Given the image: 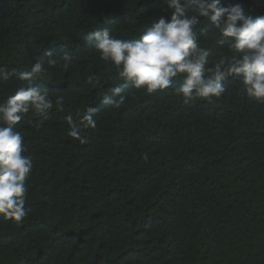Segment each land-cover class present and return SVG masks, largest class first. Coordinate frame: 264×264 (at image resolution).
I'll return each instance as SVG.
<instances>
[{"label":"trees","instance_id":"1","mask_svg":"<svg viewBox=\"0 0 264 264\" xmlns=\"http://www.w3.org/2000/svg\"><path fill=\"white\" fill-rule=\"evenodd\" d=\"M221 2L264 15V0ZM170 15L164 0H0V103L37 60L53 103L16 126L33 168L23 221L0 214V264H264V103L234 76L211 102L184 103L183 74L148 93L84 38L138 40ZM194 31L206 70L238 55L206 18Z\"/></svg>","mask_w":264,"mask_h":264},{"label":"clouds","instance_id":"2","mask_svg":"<svg viewBox=\"0 0 264 264\" xmlns=\"http://www.w3.org/2000/svg\"><path fill=\"white\" fill-rule=\"evenodd\" d=\"M164 3L171 10L170 18L160 17L138 40L116 39L107 27L90 32L84 38L94 45L103 60L120 68L119 76L125 82L144 88L148 93L169 89L174 78L183 74V81L175 91L182 95L184 103L197 98L211 102L213 97L225 92L222 82L234 76L242 78L251 98L264 103V15H247L241 4L226 6L221 0H164ZM190 12L194 14L189 15ZM199 17L206 18L218 30L222 37L218 45H228L238 55L206 70L209 51L198 45L194 31ZM46 55L48 64L55 65L52 53ZM63 59L68 62L71 57L65 54ZM42 70L43 60H37L30 71L19 73V79L26 85L0 103V214L17 222H22L27 215L26 180L33 164L24 155L23 136L16 131V126L30 110L44 115L53 107L47 91L35 83V77ZM8 79L9 73L0 68V80ZM93 79L89 77V82ZM121 91L120 87L112 89L113 95ZM104 99L119 107L124 97L120 96L118 101L107 96ZM67 119L72 128L69 135L84 143L72 117ZM82 119L95 127L91 115Z\"/></svg>","mask_w":264,"mask_h":264}]
</instances>
